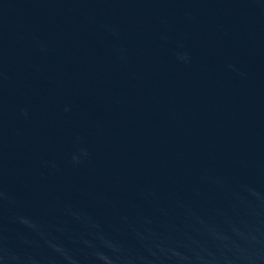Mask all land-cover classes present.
Wrapping results in <instances>:
<instances>
[{"label":"water","instance_id":"obj_1","mask_svg":"<svg viewBox=\"0 0 264 264\" xmlns=\"http://www.w3.org/2000/svg\"><path fill=\"white\" fill-rule=\"evenodd\" d=\"M0 264H264V0H0Z\"/></svg>","mask_w":264,"mask_h":264}]
</instances>
